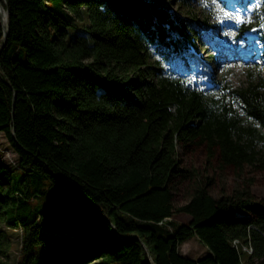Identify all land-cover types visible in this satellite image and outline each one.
Here are the masks:
<instances>
[{
	"label": "trees",
	"instance_id": "obj_1",
	"mask_svg": "<svg viewBox=\"0 0 264 264\" xmlns=\"http://www.w3.org/2000/svg\"><path fill=\"white\" fill-rule=\"evenodd\" d=\"M0 6V132L18 157L0 161V221L21 228L11 262L0 229V264H264L251 188L264 182V76L204 90L163 66L198 52L207 17L171 0ZM238 31L264 57V0ZM189 237L206 253L181 254Z\"/></svg>",
	"mask_w": 264,
	"mask_h": 264
},
{
	"label": "rangeland",
	"instance_id": "obj_2",
	"mask_svg": "<svg viewBox=\"0 0 264 264\" xmlns=\"http://www.w3.org/2000/svg\"><path fill=\"white\" fill-rule=\"evenodd\" d=\"M171 3L173 8L187 17L190 13L186 10L195 12L200 18L207 17L213 29L198 28V52L176 62L173 66L163 64L167 70L195 81L204 90H210L212 77L239 86L246 84L249 72L264 76V57L260 53L257 37L251 31L242 33L238 31L239 23L253 17V8L258 0H189V6L186 7L179 5L175 0H171ZM233 43L237 47L230 51ZM223 51L228 56H222ZM17 159V154L0 132V161L10 169H17ZM251 188L256 195L264 197V182L252 185ZM49 191H53L52 186H49ZM187 218L185 214L176 215V219L180 221ZM0 229L5 230L11 237L12 245L8 260L15 261L19 254L21 228L0 221ZM206 251L204 244L196 237H189L179 244V252L191 257H200Z\"/></svg>",
	"mask_w": 264,
	"mask_h": 264
},
{
	"label": "bare ground",
	"instance_id": "obj_3",
	"mask_svg": "<svg viewBox=\"0 0 264 264\" xmlns=\"http://www.w3.org/2000/svg\"><path fill=\"white\" fill-rule=\"evenodd\" d=\"M2 8V7H1ZM2 12H3V16H4V18H3V25L5 26L6 25V20H5V11H4V9L2 8ZM231 41V40H230ZM237 47V45L235 44V43H233L232 44V47H231V49H230V51H232V50H234L235 48ZM228 48V47H227ZM221 55L222 56H228V54H226L225 53V51H223L222 53H221ZM222 58V60H223V57H221Z\"/></svg>",
	"mask_w": 264,
	"mask_h": 264
},
{
	"label": "water",
	"instance_id": "obj_4",
	"mask_svg": "<svg viewBox=\"0 0 264 264\" xmlns=\"http://www.w3.org/2000/svg\"><path fill=\"white\" fill-rule=\"evenodd\" d=\"M5 11V10H4ZM3 14V12H2V8H1V6H0V15H1V20H3V18H4V16L2 15ZM6 18H7V14H6V11H5V20H6ZM2 25H3V21H2ZM3 30H4V36H5V34H6V25L4 26L3 25ZM3 44V42L1 43V45Z\"/></svg>",
	"mask_w": 264,
	"mask_h": 264
},
{
	"label": "built area",
	"instance_id": "obj_5",
	"mask_svg": "<svg viewBox=\"0 0 264 264\" xmlns=\"http://www.w3.org/2000/svg\"><path fill=\"white\" fill-rule=\"evenodd\" d=\"M232 243L234 245H237L239 243V240L235 238V239L232 240ZM242 248L245 249V250H247V251H251V249L250 248H247L245 245H242Z\"/></svg>",
	"mask_w": 264,
	"mask_h": 264
}]
</instances>
